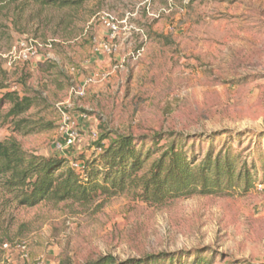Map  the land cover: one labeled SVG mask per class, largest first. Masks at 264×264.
<instances>
[{
	"label": "rangeland",
	"instance_id": "1",
	"mask_svg": "<svg viewBox=\"0 0 264 264\" xmlns=\"http://www.w3.org/2000/svg\"><path fill=\"white\" fill-rule=\"evenodd\" d=\"M15 14L16 24L0 28V80L33 106L11 119L9 104L1 105L0 141L76 167L117 134L175 133L199 153L208 140L215 154L225 145L238 177L219 193L159 202L133 183L86 200L27 205L0 175V264L154 254H173L175 264L199 255L212 264H264V0H15L7 20ZM22 44L35 51L27 60ZM63 114L76 137L58 151ZM15 242L26 257L3 249Z\"/></svg>",
	"mask_w": 264,
	"mask_h": 264
},
{
	"label": "trees",
	"instance_id": "2",
	"mask_svg": "<svg viewBox=\"0 0 264 264\" xmlns=\"http://www.w3.org/2000/svg\"><path fill=\"white\" fill-rule=\"evenodd\" d=\"M14 1L0 0V28L8 29L4 20L12 25L18 21L19 14L7 20ZM37 1L64 6L87 0ZM6 31L5 35L10 38ZM0 74L5 76L1 68ZM8 88L3 77L0 90L5 91L0 95V107L7 102L6 116L14 119L33 106V99ZM161 139L166 144L159 145ZM208 143L206 150L201 149L199 153L192 142L175 133L139 138L117 134L107 146L99 144L98 156L80 161L76 169L67 166L65 158L28 154L15 140H6L0 141V175L5 178L6 188L16 191L15 197L27 205L43 199L86 200L99 191L121 190L133 183L140 184L145 197L156 202L169 197L219 193L238 175L234 174L227 147L223 145L215 154L212 140ZM205 257L199 255L188 264H212ZM87 264H175V255L154 254L124 261L105 255Z\"/></svg>",
	"mask_w": 264,
	"mask_h": 264
},
{
	"label": "built area",
	"instance_id": "3",
	"mask_svg": "<svg viewBox=\"0 0 264 264\" xmlns=\"http://www.w3.org/2000/svg\"><path fill=\"white\" fill-rule=\"evenodd\" d=\"M108 30L110 32V37L114 38L116 31H117V26L114 22H112V18H110L107 22ZM24 47L23 50L20 51L19 57L23 60L29 59L31 56L35 54V51L32 49V46H27L26 44H22ZM105 51H110L112 48L111 45H104L103 46ZM63 123L60 125L59 131L63 134V141L62 142H55L54 147L58 151L64 150L66 147H70L76 137V134L73 130H70L67 128V121L69 120V117L65 114H63ZM82 117H85V115H81ZM77 166V164H76ZM3 249L5 250H16L22 254V257H26L27 254L25 252L26 246L23 242H15L14 244H9V243H4L3 244Z\"/></svg>",
	"mask_w": 264,
	"mask_h": 264
}]
</instances>
